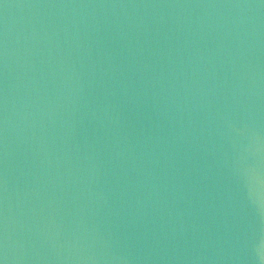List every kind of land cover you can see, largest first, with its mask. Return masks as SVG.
I'll use <instances>...</instances> for the list:
<instances>
[{
    "label": "water",
    "instance_id": "obj_1",
    "mask_svg": "<svg viewBox=\"0 0 264 264\" xmlns=\"http://www.w3.org/2000/svg\"><path fill=\"white\" fill-rule=\"evenodd\" d=\"M0 264H264V0H0Z\"/></svg>",
    "mask_w": 264,
    "mask_h": 264
}]
</instances>
